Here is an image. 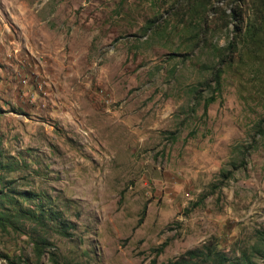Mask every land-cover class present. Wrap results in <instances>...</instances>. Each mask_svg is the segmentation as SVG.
I'll use <instances>...</instances> for the list:
<instances>
[{
	"label": "rangeland",
	"instance_id": "obj_1",
	"mask_svg": "<svg viewBox=\"0 0 264 264\" xmlns=\"http://www.w3.org/2000/svg\"><path fill=\"white\" fill-rule=\"evenodd\" d=\"M203 245L264 264V0H0V264Z\"/></svg>",
	"mask_w": 264,
	"mask_h": 264
},
{
	"label": "trees",
	"instance_id": "obj_2",
	"mask_svg": "<svg viewBox=\"0 0 264 264\" xmlns=\"http://www.w3.org/2000/svg\"><path fill=\"white\" fill-rule=\"evenodd\" d=\"M210 100H214V98H211ZM207 249H208L207 245H203L202 248H195V249L187 250L181 256L170 259L168 262L164 264H197V261L195 260L197 257L202 256V255H206L210 257L212 255L211 251L205 254V251ZM214 258H216L215 264H243V263H232L229 260V258L222 252H215ZM244 264H256V263L247 261Z\"/></svg>",
	"mask_w": 264,
	"mask_h": 264
}]
</instances>
